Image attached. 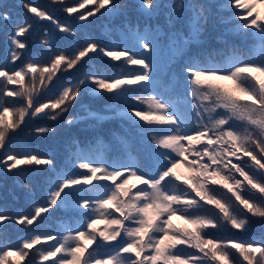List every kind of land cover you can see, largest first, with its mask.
I'll return each instance as SVG.
<instances>
[{
    "label": "snow or ice",
    "instance_id": "1",
    "mask_svg": "<svg viewBox=\"0 0 264 264\" xmlns=\"http://www.w3.org/2000/svg\"><path fill=\"white\" fill-rule=\"evenodd\" d=\"M50 4L80 26L97 14L111 20L106 38H78L55 9L21 0L14 17L0 3V169H46L39 201L30 181H14L20 192L0 185V264H264V0ZM43 21L55 31L38 36ZM73 72L81 75L44 98ZM85 97L109 103L93 110ZM39 118L69 133L63 167L11 149L22 133H55L30 127ZM117 119L119 130H103ZM80 126L83 141L71 135ZM97 145L107 158L93 155ZM20 196L29 210L9 207ZM56 213L55 230H36ZM15 226L24 234L13 240ZM254 226L259 239L215 234Z\"/></svg>",
    "mask_w": 264,
    "mask_h": 264
},
{
    "label": "trees",
    "instance_id": "2",
    "mask_svg": "<svg viewBox=\"0 0 264 264\" xmlns=\"http://www.w3.org/2000/svg\"><path fill=\"white\" fill-rule=\"evenodd\" d=\"M29 2L36 4L40 7H46L50 11H53V14L61 21V23L71 24L78 33V38L83 36L87 37L92 35L94 37H104L106 38V25L109 24L111 18L106 15L97 14L95 17L90 18L88 22H86L83 26H80L78 21H75L72 17H68L65 13H63L59 6H52L50 4V0H29ZM67 3H72V0H66ZM135 2V0H133ZM225 0H217V3H224ZM0 3H6L10 6L12 13L15 16H19L23 14V8L21 6V0H0ZM88 7H93L92 5H88ZM2 10V9H0ZM257 10L264 14V6L258 5ZM84 11V10H81ZM36 34L38 36H43L50 32L55 31L54 25L47 21L40 22L35 27ZM6 37L2 31H0V57L3 56V49H4V41ZM249 48L255 47V44L252 41H249ZM97 64V61H92L91 65ZM101 70L107 71L108 74H117L120 72L119 68L112 67V66H105L103 64L97 65ZM83 71V70H82ZM81 73H65L59 81L55 83V86L52 88L51 92L48 93L47 96L44 98L47 99L49 97L54 96L57 91L65 85L67 82L73 81L78 78ZM85 103L89 104L93 110H100L106 103L109 101L101 98H92V97H85ZM123 107V105H120ZM120 120H113L105 123L102 125V128L105 132L108 130L116 129L119 130ZM55 126L56 131L55 133H48V134H37L34 131L31 133H22L18 135L12 145L11 149L19 154L24 153L25 151H32L37 152L40 154H51L55 156L60 164L61 167L64 166L67 152L66 147L69 144L70 137L69 133L65 130L62 126L63 121L60 120L58 122H53L48 120L47 118H39L34 121L30 122V127L35 128L39 126ZM83 126L74 128L72 130L71 135L80 138L82 141L84 138L89 135V133H85L81 130ZM107 139V137H106ZM94 156H104L107 158L109 153L106 149L103 148L102 145H97L94 152ZM181 172H186V169L181 168ZM46 173V169L41 166L37 169L35 166H23L22 170L19 173H5L2 169H0V185H4L5 187L11 189L13 187L16 188L17 192H20L21 189L14 185V181L19 180L21 183H24L25 180L30 181L34 187L35 198L39 201L43 196V181L39 179V177L44 176ZM2 191V189H0ZM0 203H4V201L0 200ZM9 207L14 209H21L22 211H27L31 207V203L28 199L23 196H20L17 200L13 201L11 198L7 201ZM61 221V214L56 213L51 216H46L45 219L40 221L39 227H36L37 231H50L55 230ZM174 223L177 225H182L183 221L177 220L174 218ZM22 226H15L8 230V235L11 239H16L19 236H22L24 233L21 231ZM217 236L221 238H235L238 240H245V239H259L260 236V229L259 226H254L251 233L245 235L238 232L233 231H219L215 233ZM187 251H191V249H187Z\"/></svg>",
    "mask_w": 264,
    "mask_h": 264
}]
</instances>
